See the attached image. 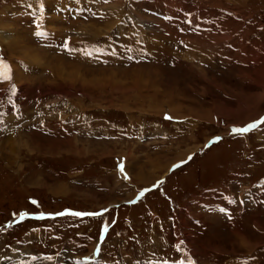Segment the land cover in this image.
Returning <instances> with one entry per match:
<instances>
[{
  "label": "rangeland",
  "instance_id": "obj_1",
  "mask_svg": "<svg viewBox=\"0 0 264 264\" xmlns=\"http://www.w3.org/2000/svg\"><path fill=\"white\" fill-rule=\"evenodd\" d=\"M0 10V264H264V125L231 133L264 117V0Z\"/></svg>",
  "mask_w": 264,
  "mask_h": 264
},
{
  "label": "snow or ice",
  "instance_id": "obj_2",
  "mask_svg": "<svg viewBox=\"0 0 264 264\" xmlns=\"http://www.w3.org/2000/svg\"><path fill=\"white\" fill-rule=\"evenodd\" d=\"M105 3L108 2V0H104ZM29 8H32L33 6L32 5H28ZM39 11L40 12H43V5L41 4L40 5V8H39ZM93 15H95V13H93ZM39 19V18H38ZM36 21L34 20V23ZM189 23H191L189 21ZM37 31L34 32V35L37 36V37H47L48 36V32L41 29L40 25L37 24ZM183 31V30H182ZM63 47L68 50V51H77V49H69L68 48V44L67 42L64 43ZM84 54L86 56H92L93 55V52L92 51H88L87 49H84ZM95 52H100L102 51L101 49L97 48L94 50ZM129 59H133V57H129ZM12 79V76H11V69H10V66L8 65V63L4 60L3 57H0V80H5V81H8V80H11ZM12 89H13V92L15 91V85L13 84L12 85ZM0 116H3V113H0ZM165 119H168V120H171L172 117L171 116H165ZM261 125H264V117L260 118V120H257V121H254L252 123H249L243 127H233L231 129V133L233 135H240V136H244L246 134H248L249 132L253 131L254 129H257L258 127H260ZM222 139V137H215L214 140L212 141V143L214 142H218ZM192 159V156H189L188 157V160H191ZM188 161H181L175 165H173L172 167V170L174 171L175 169L177 168H180L183 164H186ZM117 168H118V171L123 174V177L125 180L129 179L127 173L125 172V167H124V163L123 161H120L117 165ZM164 183L163 180H160V181H157L156 184L152 185L151 188H145L143 189L141 192L138 193L137 195V199L136 200H131L129 201L128 203L130 204H135L137 203L140 199L144 198V196L149 193V192H152L156 189H158V187L160 185H162ZM234 202V201H233ZM31 203L33 204H37L38 202L33 200L31 201ZM241 203H243V201H241ZM110 210L108 208H104L102 209V211H99V212H74V211H71V210H68V212L73 215V216H76V217H85V216H103L104 213H107L109 212ZM219 211L221 213H227L228 214V217L229 219H231V214L228 213V210L226 208H220ZM14 216L16 215L15 213L13 214ZM32 214L28 213V212H21L19 214V220L15 221L16 223H20L22 222L23 220H25L26 218L30 217ZM46 215H65V213L61 212V213H55V214H45V213H39V215L36 217L38 219H43L45 218ZM103 231L107 232L108 229L107 227H105L103 229ZM177 248L179 249L180 248V245H177ZM47 259L51 260L53 259L52 256H48L46 257ZM185 264H194V261L188 259L187 257H185Z\"/></svg>",
  "mask_w": 264,
  "mask_h": 264
},
{
  "label": "bare ground",
  "instance_id": "obj_3",
  "mask_svg": "<svg viewBox=\"0 0 264 264\" xmlns=\"http://www.w3.org/2000/svg\"><path fill=\"white\" fill-rule=\"evenodd\" d=\"M104 10H106V8H104ZM2 10H0V12H1ZM119 12V11H118ZM118 15V14H117ZM0 18H2L3 16H2V14L0 13ZM111 17H113V16H111ZM118 18V17H117ZM111 19V18H110ZM48 24V23H47ZM114 24V23H113ZM109 26H111L112 24H108ZM3 26H4V28H5V30H8V27H9V25H8V23H3ZM0 27H1V25H0ZM51 28H52V26H50ZM101 29H99V28H97L95 25L93 26H90V29H88V30H86V31H88L89 32V34H88V36H91L92 38H94L95 36H94V34L95 35H98V34H100V31ZM13 42H9L10 41V39H11V35H9L8 37H4V38H2V42H4V43H6V44H8L9 43V46H20L21 45V42H20V38L18 39V41H17V32H14L13 33ZM83 39V38H82ZM23 44V43H22ZM27 46V45H26ZM32 52H34V54L36 55V53H35V51H32ZM37 56V55H36ZM37 59V58H36ZM35 59V60H36ZM34 60V61H35ZM38 62H40L39 60H38ZM161 158V157H160ZM183 159V158H182ZM179 160V159H178ZM177 161V160H176ZM172 163V162H171ZM170 166H168V168H169ZM240 240V239H239ZM238 240V241H239Z\"/></svg>",
  "mask_w": 264,
  "mask_h": 264
},
{
  "label": "crops",
  "instance_id": "obj_4",
  "mask_svg": "<svg viewBox=\"0 0 264 264\" xmlns=\"http://www.w3.org/2000/svg\"><path fill=\"white\" fill-rule=\"evenodd\" d=\"M55 19L53 18L52 19V22L54 21ZM50 22V20L49 21H46V23H45V25H47L48 26V29H50V30H54V26L52 25V27H53V29H51L50 28V26H51V23L50 24H47V23H49ZM18 28V27H17ZM24 31V30H23ZM17 35H24V36H26V34L25 33H23L22 31H21V28L19 29V33L17 34ZM27 37V36H26ZM28 38V37H27ZM183 161V160H182Z\"/></svg>",
  "mask_w": 264,
  "mask_h": 264
}]
</instances>
